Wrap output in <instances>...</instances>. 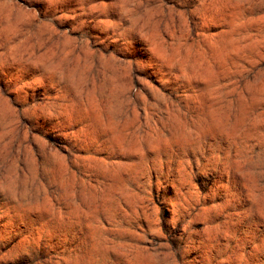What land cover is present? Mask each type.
I'll return each instance as SVG.
<instances>
[{"label":"rangeland","instance_id":"obj_1","mask_svg":"<svg viewBox=\"0 0 264 264\" xmlns=\"http://www.w3.org/2000/svg\"><path fill=\"white\" fill-rule=\"evenodd\" d=\"M0 264H264V0H0Z\"/></svg>","mask_w":264,"mask_h":264},{"label":"water","instance_id":"obj_2","mask_svg":"<svg viewBox=\"0 0 264 264\" xmlns=\"http://www.w3.org/2000/svg\"><path fill=\"white\" fill-rule=\"evenodd\" d=\"M224 35L225 34H222V40H224ZM162 47H168L169 48V50L168 51H171L170 50V48L172 47L171 46V44H169V42H165V43H163V42H161V43H159ZM4 99H6L5 97H4ZM97 109L99 110V107H97ZM104 110V109H103ZM103 110H101V111H103ZM48 154V156L50 157V158H53V157H60L61 158V160H62V158L64 157L60 152H58V151H56V150H52V152H49V153H47ZM153 249H155L154 247L152 248V246H150V250H153ZM148 255V254H147Z\"/></svg>","mask_w":264,"mask_h":264}]
</instances>
